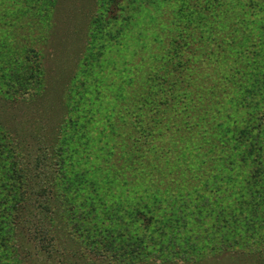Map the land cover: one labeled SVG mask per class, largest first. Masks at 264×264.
Here are the masks:
<instances>
[{"label":"rangeland","instance_id":"1","mask_svg":"<svg viewBox=\"0 0 264 264\" xmlns=\"http://www.w3.org/2000/svg\"><path fill=\"white\" fill-rule=\"evenodd\" d=\"M175 47L180 65L161 64ZM151 78L174 84L194 127L166 138L196 153L175 182L170 163L135 157L142 129L129 108ZM0 128L61 154L57 174L47 157L44 177L16 191L19 206L2 194L32 165L0 150V222L20 229L0 264H264V202L243 193L264 188V161L212 146L242 131L264 153V0H0ZM182 172L189 208L159 207L158 189Z\"/></svg>","mask_w":264,"mask_h":264},{"label":"trees","instance_id":"2","mask_svg":"<svg viewBox=\"0 0 264 264\" xmlns=\"http://www.w3.org/2000/svg\"><path fill=\"white\" fill-rule=\"evenodd\" d=\"M176 49L177 47L173 48V52H171L170 54L169 52L167 54H159L158 55L159 59H161L160 63L164 65L171 62L172 67L180 65L179 63L181 61V53L176 51ZM150 80L151 83L146 90L147 96L143 97L139 101V103L137 102L138 104L137 106L135 107L132 106L129 108L131 110L130 111L131 113H133V111H136V115L139 119L138 121L133 122L135 123L134 125L137 126L138 124L141 127L140 129H142L140 132H138L140 137H138L137 140L140 142V145L136 147L137 151L135 150L136 151L135 157L143 158V160L146 161V163L142 162L143 165H147L148 163L150 165L156 166L159 164L167 165L170 163L171 167L167 171V175L169 178L173 180L178 175V173L182 171L180 170L181 167H179L178 164L186 165V163L183 161L193 160L192 159L194 158L193 155L196 153L193 154L194 149H189L187 152H184L183 149L185 148H181V147H179V149L171 148L169 145L170 144L172 145L173 142L171 141V143H168L166 138L169 136L172 137L173 135L176 134V132H178L177 131L178 129L173 130L175 128L184 127V129L185 128L189 129V127L192 126L190 122L184 121V117H185L184 109L178 110L177 108L176 109L174 108V103L172 100L178 97L175 95L176 92L174 89L175 88L174 84H172L171 87L166 88L164 87L165 86L164 83L161 84L160 82H158L157 84L155 82L156 81L155 78H151ZM24 81L28 83L27 79ZM16 84L20 87H23L25 85L24 82L20 83V80H18V83ZM186 107L187 106L185 104L184 108ZM117 118L120 117L118 116ZM121 120H123V118L117 119L116 124H118V122ZM151 127L154 129L153 131L149 130L151 129ZM193 128L194 127L190 128L188 131H190L191 129L193 131L194 130ZM170 131L173 132L172 134L168 135ZM242 134L243 132L240 131L237 135L238 137L236 139L234 138L235 140L233 142L231 141V139H226V138L224 139L218 138L217 141L212 140L213 150L218 153H224V151L227 152L230 149L231 150L234 149L237 151V156L240 157V162L242 164H246L251 158L255 160L259 158L260 161H264V153H262L261 150L258 149V146H256L258 144V140H256L253 137V138H249L251 139V141H249V139L247 138L248 136H244ZM119 135L120 133L114 135L113 137L111 135V137L106 138L104 142H106V144H109L110 142L113 143L115 137H119ZM18 136H19L18 134L13 135L10 134V131L4 128L2 129L0 128V150L4 151L7 155H12L13 157H15L18 160L17 162L18 164H25L30 167L32 165L33 168L32 174L28 172L29 171L28 169L26 173L25 172L17 173L18 174L17 176L20 179L14 181V188H15L14 191L13 188H11V191L9 193L2 194L1 199L3 200L8 198V200L10 201H16L17 198L18 199L17 203H19L20 206V204L24 203L22 201H25V199L24 198L21 199L16 194V191H19L20 189H24V191L25 190L30 191L31 187L34 186L32 181L41 180L44 177L45 175L44 162L46 163L47 157L50 158L49 160H51V165L53 167L56 166L55 170H53L52 172L57 174L58 171L60 170L59 167L61 166L59 162L61 154H58V149L56 148V145L52 148H47L45 151L44 147L41 146L40 143L33 146L31 150H27L24 145L26 143L28 144L29 142L26 143L22 142V140H20ZM121 136L125 138L124 135ZM31 139L33 140V138ZM149 139H152V143L151 141H149ZM156 139L159 141V144L157 145L153 143ZM137 140H136V144H139ZM221 141H224L223 145L219 144V142ZM201 143H204V141H201ZM113 146L117 147L115 143ZM118 146L119 149H121L122 151L124 150L123 146L120 145ZM227 147H231V148H227ZM15 153L17 154V157ZM31 153H34V155L32 156ZM253 153L259 155V157L253 156L254 155ZM114 158L116 160L117 156L114 155ZM120 158L124 159L125 162H129L131 160L130 152L123 151V153L120 154ZM233 158L234 157H231L230 159ZM139 173L141 175L144 172L141 170V172ZM142 177H145V175L142 174ZM184 177L186 176L182 172V178L181 177L178 178V181L180 182L178 183L177 187H173L172 189L171 188L166 189L164 187H161L158 189L161 192V194L164 195L163 199L162 197H159V201L161 202L159 207H161L162 204H165L166 201H168L169 203L167 204V206L170 207L174 202L175 206L178 207V209H180L179 213H183L187 211L189 205L187 204L188 201L186 202L185 199L190 200L192 198V195H194L195 193V186L193 185V183L189 181L188 178H185V180H183ZM0 178H2V175H0ZM24 180H27V186H25ZM173 182H175V179L173 180ZM155 191L157 190L155 189ZM220 191H221L220 188H216L214 190V194ZM239 191L242 193L241 190ZM243 191H244L243 193L245 194H249L250 192H252V194H250L251 196H254V198H261L264 202V188L263 189L260 188L257 191L256 189L249 188L248 190H243ZM10 211L11 210H5L2 214L6 215V217L9 219V224H12V220H11L12 216L10 214ZM37 215L38 214H36V216ZM15 216L17 217V213L15 214ZM174 220L176 222L178 221V219L175 217ZM150 221H152L151 218ZM5 224L6 222H2V221L0 222V245H4V246H0V251H3L1 253L7 254L6 250H8V245L14 244V237H16L19 234L20 229L17 230L15 226V230H14L12 225L5 226ZM142 235L145 236L146 238H150L155 235V232L153 230L149 231L148 229H146V232H144ZM115 239L119 240V236H116ZM130 242L135 243L132 240H130ZM146 247H150V246H145L144 249ZM140 253L144 254L143 257H146L152 255L155 252H153L152 254H145V252L141 251Z\"/></svg>","mask_w":264,"mask_h":264}]
</instances>
